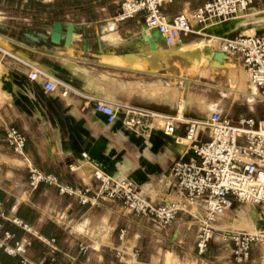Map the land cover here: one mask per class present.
<instances>
[{"label": "crops", "instance_id": "0c3cea01", "mask_svg": "<svg viewBox=\"0 0 264 264\" xmlns=\"http://www.w3.org/2000/svg\"><path fill=\"white\" fill-rule=\"evenodd\" d=\"M179 4L178 10H175V6L167 5L166 9L173 13L170 15L188 13L205 2L185 0ZM101 10L105 13L98 19L54 21L72 23L79 28L70 48L55 46L43 39L33 42L24 36L25 32L48 33L54 22L49 28L22 29L17 41L8 39L9 44L19 48L16 52L0 41L1 47L10 49L40 69V66L63 68L66 74H49L72 88V92L64 98L61 96V88L47 96L43 92V80L30 82L27 79L29 69L24 64L8 60L2 69L6 73L15 72L12 74V91H4L0 85V104L3 106L0 110V238L9 233L14 237L10 241L12 245L31 241L25 254V259L31 264H199L202 257L197 254L195 247L197 223L189 215H182L170 227L162 228L153 220L128 211L119 201L100 198L94 206L83 205L80 196L61 193L56 186L40 184L32 189L29 185L27 165H34L42 173L55 176L61 187L81 192L87 190V197L92 199L102 186L96 178L97 173L104 172L114 179L122 180L137 170H143L145 183L139 184V190L147 200L160 204L175 199L176 181L171 169L176 160L187 155L186 150L175 142L174 137L164 134L158 147L152 144L147 146L146 138L151 133L157 134L155 127L147 133H137L127 130L119 122L116 127L127 131L125 137H121L113 131L114 124L110 125L103 119L107 118L104 114H97L93 100L129 105L167 117L178 115L205 119L217 111L222 115L232 112L237 118L230 119L233 122L242 117L260 119L242 115L236 107L230 109L224 103L226 90L219 76L240 75L239 68L248 76L240 60L230 57L222 63L208 58L206 61L202 54L204 63L202 58L197 63L187 58L188 67L182 68L175 62V67L169 68H174L176 73L166 72L161 54L155 55L149 44L141 40L145 25L143 18L118 23L115 17L119 8L113 13ZM110 22L116 27L106 30ZM207 26L208 23L203 27L204 35L192 36L172 47L213 38L216 32L209 31ZM243 28L222 31L219 37L243 34ZM84 31L87 33L86 49L83 43ZM115 31L125 41L118 45L105 42V36ZM218 38L211 47L204 46V50L210 48L212 51H220ZM157 45V51L162 50V46L168 50L172 48L162 43ZM73 73L82 77L78 78ZM147 78L163 80L178 93L177 101L164 104L161 97H153L155 93L145 96V92L139 90L137 85H144L141 81ZM114 83H122L125 88L112 94ZM179 83L183 84V89L178 87ZM251 91L248 77L246 90L232 89L229 95L234 96V102L247 98L250 110L255 112L256 104L263 103L251 97ZM191 99L205 102L212 108L198 110L189 105ZM180 100H183L182 106H179ZM81 121L84 122L80 127L81 132L75 134L74 129ZM156 121L160 122L158 117ZM9 127L16 128L26 137L25 159L16 155L7 144L5 130ZM177 135H184V126L179 127ZM99 137L108 139V145L103 151L107 161L94 160L85 150L91 139ZM121 154L120 161L114 166H120L117 172H106L111 160ZM14 219L22 221L31 231L15 225ZM121 230L126 231L123 241L119 239ZM45 239L54 240L55 243L48 245ZM221 245L227 256L233 258V246L228 237H224ZM136 250L139 251L136 260L131 257L120 259L117 256V251L130 255ZM255 250L256 246L249 259ZM212 251L210 247L208 252ZM216 258L217 263H220L221 257ZM21 260V257H11L0 250V264H22Z\"/></svg>", "mask_w": 264, "mask_h": 264}, {"label": "built area", "instance_id": "2783aa9c", "mask_svg": "<svg viewBox=\"0 0 264 264\" xmlns=\"http://www.w3.org/2000/svg\"><path fill=\"white\" fill-rule=\"evenodd\" d=\"M184 0H123L119 13L115 17L118 23L143 18L148 31L158 30L165 39V45L172 47L186 39L204 35V26L211 20L228 22L240 12H246L258 6L264 7V0H210L188 13L170 15L166 7ZM219 50L231 58L241 61L249 77V94L264 103V34L224 35L219 37ZM8 60L24 64L29 72L30 82L43 80L45 95L56 93L61 88L64 98L72 88L49 73L43 71L19 57L17 54L0 46V85L8 91L6 85L13 84V72L2 71ZM4 79L6 84L4 83ZM178 87L183 89V84ZM11 93V92H9ZM94 110L107 117L108 124L118 120L131 132L147 133L156 121L155 113L129 106L113 105L102 100H93ZM183 100L179 101V106ZM0 104V110L2 109ZM184 126V135H177L180 126ZM163 133L174 137L175 142L193 153L176 160L171 174L176 181L175 199L168 203L156 204L147 200L139 190V184L130 178L117 180L107 173L99 172L96 178L101 181V190L92 199L85 192L63 188L58 179L42 173L34 165H27L29 185L32 189L40 184L56 186L61 193L80 196L83 205H96L100 198L119 201L130 212L153 220L162 228H168L182 215H189L197 223L195 236L196 252L204 256L210 248L218 221L238 203H245L264 210V119L242 117L233 122L214 111L205 119H190L184 116L165 117ZM8 146L16 155L25 159L27 139L19 130L9 127L5 130ZM2 216L3 213L1 214ZM13 223L30 232L29 226L14 219ZM232 243V256L235 262L242 263L249 259L256 245H264V231L231 232L225 234ZM126 231L121 230L119 239L124 240ZM13 235L7 233L0 238V250L11 257H21L22 264H31L25 259L27 247L31 241L10 243ZM53 245L54 240H44ZM83 251L86 248L82 247ZM120 259L131 257L136 260L139 251L127 255L117 251Z\"/></svg>", "mask_w": 264, "mask_h": 264}, {"label": "rangeland", "instance_id": "374dc122", "mask_svg": "<svg viewBox=\"0 0 264 264\" xmlns=\"http://www.w3.org/2000/svg\"><path fill=\"white\" fill-rule=\"evenodd\" d=\"M120 0H0V25L4 26V28L0 27V41L4 43L6 46L10 47V49H13L14 52L18 51L19 48L11 45L8 43L9 40H19L18 38L21 37V30L24 28H49L51 24L55 20L64 19V20H79L80 18H86V19H98L100 15H104L105 12H101V9H105L106 13H113L118 11V8H121ZM185 1V0H184ZM200 1V0H198ZM210 0H204V2H208ZM180 2L183 1H177L173 4H169L170 7L175 6V10H178V7ZM183 4V3H182ZM254 9H251L249 11H246L245 14L249 16ZM255 10L264 12L263 6L255 7ZM166 12L169 14L171 13L169 10L166 9ZM212 22V21H211ZM218 22V21H213ZM230 21L225 23H230ZM113 22H110L111 24ZM238 27H244L245 29L243 31V34L251 35L256 33L257 31H261L264 34V22H258L257 20H252L247 18V22L245 25H241L238 23ZM237 27V28H238ZM253 32V33H251ZM219 35V33H218ZM17 38V39H16ZM209 40V39H207ZM107 43L118 45L125 40L120 36V38L115 40L106 41ZM196 41V40H194ZM8 49V50H10ZM162 54H161V60L164 63V69L171 73H176V70H170L169 67H175L174 63L176 62L178 65H180L182 68L188 67V59L184 56H170L169 53H167L168 48L165 46H162ZM176 58V59H175ZM173 59V60H170ZM43 70L47 71L48 73L52 74H66V71L58 66L53 67H42ZM72 74V73H69ZM75 74V73H73ZM239 74L240 75H234L235 80L231 77V75H220L219 80L223 83V88L226 90L225 95V101L227 108L233 109L236 107V110L238 113L245 115L247 117H258L260 119H264V103L263 104H256L255 106V112H252L250 110V107L248 106L247 98L237 100V102H234V96H230L229 92L232 89H239V90H246L248 88V76L247 74L239 68ZM77 75V74H75ZM63 79V78H62ZM144 85H137L139 87V90L144 91L145 96H151L153 93L156 98L161 96L160 99L162 103L164 104H171L173 102L177 101L178 93L173 89L168 87L163 80L160 78H147L143 81H141ZM125 87L122 85V83H114L111 87L112 94H115V92H121L123 91ZM254 91V90H253ZM170 95V96H169ZM153 96V97H154ZM173 98V99H171ZM166 99V100H165ZM176 99V100H175ZM173 100V101H172ZM190 101H197L194 99H191ZM234 103V104H233ZM190 105V104H189ZM193 106V105H190ZM210 108V107H209ZM99 112H97L98 114ZM163 115V114H162ZM223 115H226V118L236 120L237 118L233 116L232 112H230L228 115L226 113H223ZM105 121H107V118H103ZM164 120H161V127L163 128ZM121 122L118 120L113 125V131H118V126L116 127V124H119ZM158 122L155 121L153 127H157ZM160 127V129H161ZM124 134L127 131H123L120 129ZM157 133H159L160 130L155 129ZM130 133V132H129ZM129 177V176H126ZM126 177L122 179H126ZM256 210L257 213L264 219V210L254 207L249 204L245 203H238L236 204L235 208L228 211V213L223 216L216 225V232L214 234V242L211 243L210 247L213 249L212 252H207L202 257V261H199V264H264V245H256V250L253 253V256L245 262L237 263L234 261V259L231 256H227L226 252L222 250V241H224V237H227L226 233L231 232H254L259 231L256 227L253 228V218L251 215L252 210ZM239 210H243L246 213V219H242L239 213ZM252 226V227H251ZM259 229L264 231V227H260ZM210 249V248H209ZM221 257L220 263H217V258ZM179 264V263H178Z\"/></svg>", "mask_w": 264, "mask_h": 264}, {"label": "bare ground", "instance_id": "6f19581e", "mask_svg": "<svg viewBox=\"0 0 264 264\" xmlns=\"http://www.w3.org/2000/svg\"><path fill=\"white\" fill-rule=\"evenodd\" d=\"M247 18L248 19H252V20H257L258 22H264V12L257 11V10H255V8H254L253 12L249 16H247L245 14V12H240L237 16H234L231 19L230 23H223V22H219V21L218 22H213V20H211L212 22L211 21L208 22L207 28H208L209 31L216 32V34H215V36H213V38H211L209 40H207V39L196 40V41L185 43V44H182V45H179V46H176V47H172L171 49L167 50V53H169V54H179L181 56H184V57L192 60L194 63H197L199 61L198 59L202 58L203 59L202 62L204 63V57H205L206 61H208L207 56L212 51V49H210V48L205 49V50H204V48H206L208 46L211 47L213 45V43H215L217 41V38L220 36V35H218V33L221 34L222 31H228V30H231V29H236L238 27V23H240L242 26L245 25V23L247 22ZM115 27H116V25L114 23H111L108 26H106L105 29L106 30H113ZM251 33H253V32H251ZM118 38H120V35L118 33H116V31H115L114 33L111 32L109 35L105 36L104 40L110 41V40H115V39H118ZM204 46H206V47H204ZM162 52H163V50H160V51L158 50L157 52H153V53H155V55H156V53L162 54ZM150 54H151V52H150ZM202 54H204L203 55L204 57L202 56ZM147 56H148V53H147ZM77 77L81 78L82 76L77 75ZM231 77L233 78V80H235L234 75H231ZM4 81H5V79H4ZM5 83H6V81H5ZM8 91H12V89L8 88ZM156 96H154V97H156ZM159 96L163 97L162 94L161 95L159 94ZM175 98H177V97H175ZM171 99H173V98H171ZM189 104L193 105L192 107H194V108H196L198 110H201V111H203V110L206 111L205 109H207L206 107H208L207 104H205V102H200V101H189ZM209 107L212 108L210 105H209ZM209 107H208V109H210ZM214 110H212V111H214ZM155 115H156V117L159 118L160 122H161V120H164L163 122L165 123V117H166L165 115L156 114V113H155ZM160 122H158V123H160ZM160 127L161 126L159 125V127L157 126V127H155V129L160 130ZM115 133H118L119 135H121V137H123V136L125 137V134L122 131H120V129H118V131H116ZM163 134H164L163 130L160 131L157 134L151 133L149 135V137L146 138V140H145L147 142V146L152 144L154 147H158L163 141V138H162ZM146 154H147V156L149 155L148 153H146ZM186 156H187L188 159H190V158H192L193 153L190 152V151H187V155ZM118 167H120V166H118ZM118 167L117 168L114 167L111 171L113 173L117 172ZM132 175H133V177L135 179L138 180V182H140L142 184L145 183L144 182L145 181V173H144L143 170H137L135 173H132ZM239 213L241 215L240 217L243 220L246 219L247 215H246V213L243 210H239ZM251 215H252V218H253V224H252L253 228L256 227L258 230H261L259 228L260 227H264V219L257 213V211L255 209L251 211Z\"/></svg>", "mask_w": 264, "mask_h": 264}, {"label": "water", "instance_id": "95a60500", "mask_svg": "<svg viewBox=\"0 0 264 264\" xmlns=\"http://www.w3.org/2000/svg\"><path fill=\"white\" fill-rule=\"evenodd\" d=\"M1 28H4V26L0 25ZM144 31L141 34V40L144 43L149 44L150 50L152 52H156L158 45L157 43L165 44V39L162 37L160 32L158 30H151L148 34V27L145 24L143 26ZM79 28L72 24V23H62V22H54L52 25L51 30L48 33H31V32H25L24 36L33 41V42H39L40 39H43L45 41L49 40L51 44L55 46H64L65 48H70L74 44V35L78 34ZM87 33L86 31L83 32V43L85 45V49L87 48ZM99 47H101V41H98ZM207 58L212 61L217 62H226L230 58L228 54L223 53L221 51H211L210 54L207 56ZM5 83V81H4ZM6 84V83H5ZM6 88L12 89V84L9 83L6 85ZM84 124L83 121H81L76 128L74 129V133L77 134V132H81L80 127ZM108 145V139L105 137H99L98 139H91L89 143L85 146V150L88 153L89 157H91L94 160L97 161H107V157L103 155V151ZM122 157L121 155H118L113 160H111L106 172H109L114 168V166L120 161ZM130 179L134 180L136 183L140 184L137 179H135L132 176L129 177Z\"/></svg>", "mask_w": 264, "mask_h": 264}]
</instances>
